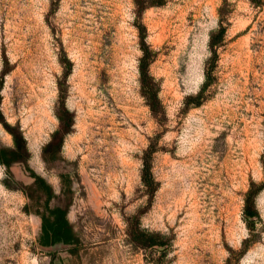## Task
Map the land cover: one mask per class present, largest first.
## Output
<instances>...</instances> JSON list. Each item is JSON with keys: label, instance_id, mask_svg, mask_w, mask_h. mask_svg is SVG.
<instances>
[{"label": "rangeland", "instance_id": "rangeland-1", "mask_svg": "<svg viewBox=\"0 0 264 264\" xmlns=\"http://www.w3.org/2000/svg\"><path fill=\"white\" fill-rule=\"evenodd\" d=\"M0 109V143L28 148L0 164V264H264V0H0ZM29 169L78 244L41 245Z\"/></svg>", "mask_w": 264, "mask_h": 264}, {"label": "trees", "instance_id": "trees-1", "mask_svg": "<svg viewBox=\"0 0 264 264\" xmlns=\"http://www.w3.org/2000/svg\"><path fill=\"white\" fill-rule=\"evenodd\" d=\"M255 4L260 5L261 0H252ZM224 33V28L221 29L220 34ZM216 46L214 42L212 44ZM143 56L140 61V74H141V84L143 95L147 98L148 105L155 116L162 115L163 105L159 98L160 87L158 82L154 77H152L149 73L150 65L153 61V55L147 48V46L143 47ZM67 114V115H66ZM69 112L67 111L65 114H59L58 119L60 121V127L53 135L52 141L56 140L58 137L61 139L64 135L69 133V128L72 125L71 116L69 117ZM67 118V119H66ZM0 122L4 123V119L0 109ZM11 134L13 136L14 146L4 147L0 143V164L5 166L8 169L9 174L11 173V168L13 165L18 163L27 164L28 157V148L26 140L24 139L21 133L15 132L11 130ZM52 141L48 146L52 145ZM31 176L34 178V186L39 189V192H42V197L45 198L44 205L42 208L35 209V213L41 218V235H40V243L42 246H51L58 243L63 244H78L80 242L79 237L72 224L68 219V209L61 206H51L50 202L54 198V191L47 181L35 174L31 169ZM142 183L148 189L155 191L157 189V182L152 174L151 163L145 159V163L143 166L142 173ZM263 187V186H262ZM261 187V188H262ZM41 190V191H40ZM30 199L34 198L33 194H28ZM255 202V193L253 188L248 191L246 194V204H245V214L247 218H252L258 216L257 210L254 206ZM30 206H28V210H30ZM146 232L142 233V236L146 238ZM149 239L146 238L145 241L143 239L137 237L134 239L138 245L144 247H152L157 244L156 236L154 234L150 235ZM140 240V241H138ZM142 240V241H141Z\"/></svg>", "mask_w": 264, "mask_h": 264}]
</instances>
